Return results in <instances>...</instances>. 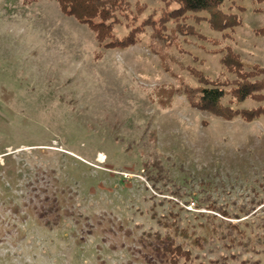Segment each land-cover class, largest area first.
Returning a JSON list of instances; mask_svg holds the SVG:
<instances>
[{"label":"rangeland","instance_id":"rangeland-1","mask_svg":"<svg viewBox=\"0 0 264 264\" xmlns=\"http://www.w3.org/2000/svg\"><path fill=\"white\" fill-rule=\"evenodd\" d=\"M126 1L114 36L136 43L112 48L57 0H0V264H172L147 235L170 213L208 238L179 264H264V116L225 120L186 91L199 86L190 67L234 78L214 51L226 44L264 66V2L226 0L242 24L224 38L206 12L171 15L165 36L185 23L207 37L171 43L155 29L176 0ZM155 159L167 178H147Z\"/></svg>","mask_w":264,"mask_h":264},{"label":"trees","instance_id":"trees-1","mask_svg":"<svg viewBox=\"0 0 264 264\" xmlns=\"http://www.w3.org/2000/svg\"><path fill=\"white\" fill-rule=\"evenodd\" d=\"M63 13L74 16L78 21L88 24L96 33L99 42L104 43L107 47H127L136 43V33L131 31L123 38L114 36V22L117 17V12L122 10L127 3L126 0H57ZM180 6L160 18V26L155 29V34L158 37L170 40L177 37L178 33L192 34L199 38L207 39L206 36L199 34L193 26L185 23H178L170 35L165 36L163 29L166 27V22L169 16L183 15L188 11L206 12L208 16L204 18L211 29L224 32L227 29L241 25V17L232 12H225L222 9V4L226 0H176ZM257 3H263L264 0H256ZM257 11L264 9L257 8ZM153 21V20H152ZM256 33L264 34V27L257 29ZM227 37L224 32L223 38ZM215 43H221L220 40H214ZM222 53L220 58L221 64L224 66L227 73H230L234 78H210L198 71L194 67H190V71L198 79L199 86L195 89H186L190 104L200 110L209 111L212 114L225 119L233 120L241 117L247 122H251L264 116V66L258 63L247 65L242 56L234 50L231 45H224L214 50ZM185 91V88H184ZM225 100L227 102H225ZM246 101L257 102V106L241 108L240 104ZM147 167L157 170L155 175L151 173L147 176L148 179L159 180L167 178L166 172L160 161H148ZM151 172V171H150ZM210 209L218 211L223 217L228 216V212L221 206L214 203L207 205ZM246 212H248L246 210ZM177 214L170 213V216L158 219L160 223L166 227L165 234L161 231L147 233L149 237H154L156 242L152 245L154 249L164 255L166 260L172 264H179L181 259L192 261V253L186 248L187 244H192L199 248H204L208 238L204 235L188 233L186 228L180 226ZM238 216V214H236ZM239 218V217H238ZM213 223V226H212ZM230 231L226 233L227 238L232 242H240L243 246H248L249 241L242 242L244 232L239 228L237 223H227ZM208 225V227H207ZM208 230H219L221 224H215L212 217L206 218L202 224ZM210 226V227H209ZM184 237L183 241L179 238ZM227 256L222 257V263L226 262ZM218 261V260H216Z\"/></svg>","mask_w":264,"mask_h":264}]
</instances>
